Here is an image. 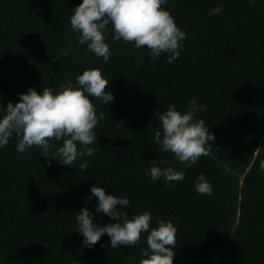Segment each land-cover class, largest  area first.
<instances>
[{
    "label": "trees",
    "instance_id": "1",
    "mask_svg": "<svg viewBox=\"0 0 264 264\" xmlns=\"http://www.w3.org/2000/svg\"><path fill=\"white\" fill-rule=\"evenodd\" d=\"M81 2L0 0L5 108L29 88L59 90L93 68L110 82L114 97L108 105L91 98L97 115L105 114L95 128L97 142L89 145L96 152L70 167L54 155L63 141H52V158L36 145L18 152L15 136L0 148V264H141L146 233L135 247L112 248L107 234L92 247L83 245L75 218L82 207L98 225L116 222L96 211L94 184L128 197L123 210L129 218L150 211V228L161 219L173 222V264H264V0H167L162 7L186 32L171 63L168 54L153 60L146 46L113 41L111 26V57L103 62L78 43L71 27ZM217 6L223 10L209 15ZM191 98L204 106L197 118L215 142L208 145L209 157L188 167L154 137L161 113L169 105L184 112ZM153 160L162 169L182 170L184 179L153 182ZM201 175L211 198L194 191Z\"/></svg>",
    "mask_w": 264,
    "mask_h": 264
},
{
    "label": "clouds",
    "instance_id": "2",
    "mask_svg": "<svg viewBox=\"0 0 264 264\" xmlns=\"http://www.w3.org/2000/svg\"><path fill=\"white\" fill-rule=\"evenodd\" d=\"M165 4L167 0H82L73 9L70 23L78 35V43L86 45L105 63L111 57L106 36L109 26L114 33L113 41L133 43L137 49L146 46L153 60L168 54V62L171 63L180 56L186 32L162 7ZM222 10L217 6L209 15ZM109 83L100 69H86L76 77L75 83L68 80L59 90L44 87L42 92H38L33 87L26 93H20L17 102L9 101L6 108L0 103V148L15 136L18 152L24 153L36 145L42 149V155L51 158L49 151L52 141H63L54 155L59 157L58 163L64 166L70 167L81 158L93 156L96 149L89 145L97 142L95 128L105 114L101 111L97 115L91 98L98 99L104 105L110 104L114 97L108 90ZM203 107L197 104L195 98H191L186 111L181 112L175 105H169L159 116L161 130L155 132L156 143L161 145L162 151L173 153L176 160L188 167L196 165L201 158L209 157L211 150L208 145L215 142L205 120L197 118V113ZM78 144L82 147L78 148ZM51 163L52 160H49V165ZM151 163L149 172L153 182L163 178L171 184L184 179L182 170L170 166L162 169L156 160ZM87 167V160L79 164L81 171ZM261 167L264 168V162ZM90 191L92 196L98 198L96 211L107 214L116 222L98 225L93 212L87 206L82 207L75 218L76 232L83 236V245L92 247L107 234L112 248L135 247L141 241L142 234L146 233L147 246L141 252V264H173L178 229L172 221L161 219L150 228V211L129 218L123 210L130 205L128 197L106 193L105 188L98 184H94ZM194 191L200 197L211 198L213 195L203 175L195 181ZM117 206H120L119 209Z\"/></svg>",
    "mask_w": 264,
    "mask_h": 264
},
{
    "label": "bare ground",
    "instance_id": "3",
    "mask_svg": "<svg viewBox=\"0 0 264 264\" xmlns=\"http://www.w3.org/2000/svg\"><path fill=\"white\" fill-rule=\"evenodd\" d=\"M52 213V212H51ZM56 220V219H55ZM43 221V220H42ZM36 227V226H35ZM223 237H225V236H223ZM51 239V238H50ZM68 239H69V237H68ZM144 239V238H143ZM55 243V242H54ZM37 244V243H36ZM41 246V245H40ZM192 249V248H191ZM197 250V249H196ZM42 251V250H41ZM81 251H83V250H81ZM137 251V250H136ZM214 251V250H213ZM226 251V250H225ZM52 252V251H51ZM177 252H179V251H177ZM41 253V252H40ZM51 254V253H50ZM49 254V255H50ZM102 254V253H101ZM140 254V253H139ZM188 254V253H187ZM52 255V254H51ZM79 255V254H78ZM82 255V254H81ZM84 255V254H83ZM86 255V254H85ZM175 255V254H174ZM228 255H229V253H228ZM46 256V255H45ZM204 256V255H203ZM59 256H57V258H58ZM62 257V256H61ZM201 257V256H200ZM45 258V257H44ZM60 258V257H59ZM142 258V257H141ZM196 258V257H195ZM37 259V258H36ZM87 259V258H86ZM129 259V258H128ZM213 259V258H212ZM54 260V259H53ZM183 260V259H182ZM202 260H203V258H202ZM125 261V260H124ZM228 261V260H227ZM38 262V261H37ZM97 262V261H96ZM136 262V261H135ZM191 262V261H190ZM193 262V261H192ZM200 262V261H199ZM208 262H209V260H208ZM35 263V262H34ZM121 263V262H120ZM182 263V262H181ZM197 263V262H196ZM43 264V263H42ZM50 264V263H49ZM195 264V263H194Z\"/></svg>",
    "mask_w": 264,
    "mask_h": 264
}]
</instances>
